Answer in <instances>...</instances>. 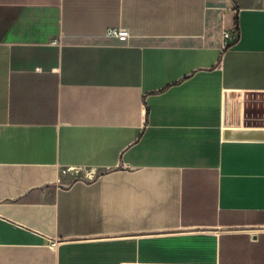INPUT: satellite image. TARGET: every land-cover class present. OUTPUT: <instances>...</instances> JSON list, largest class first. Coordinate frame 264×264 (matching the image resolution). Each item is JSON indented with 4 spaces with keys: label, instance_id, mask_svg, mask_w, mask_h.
<instances>
[{
    "label": "crops",
    "instance_id": "obj_1",
    "mask_svg": "<svg viewBox=\"0 0 264 264\" xmlns=\"http://www.w3.org/2000/svg\"><path fill=\"white\" fill-rule=\"evenodd\" d=\"M262 132L264 0H0V264H264Z\"/></svg>",
    "mask_w": 264,
    "mask_h": 264
},
{
    "label": "built area",
    "instance_id": "obj_2",
    "mask_svg": "<svg viewBox=\"0 0 264 264\" xmlns=\"http://www.w3.org/2000/svg\"><path fill=\"white\" fill-rule=\"evenodd\" d=\"M106 36L115 38L119 41H126L129 39L130 34L126 29L122 28H111L106 32ZM239 33L237 27H234L231 30H226L223 32V39H224V47H227L230 43L236 41L238 39ZM58 39H53L51 41L52 44L56 45L59 44ZM52 247L56 246V242L51 244Z\"/></svg>",
    "mask_w": 264,
    "mask_h": 264
},
{
    "label": "rangeland",
    "instance_id": "obj_3",
    "mask_svg": "<svg viewBox=\"0 0 264 264\" xmlns=\"http://www.w3.org/2000/svg\"><path fill=\"white\" fill-rule=\"evenodd\" d=\"M226 103L228 108H232L233 109V113L236 111V113H234L235 115L233 117H228V122H236L238 120V112L240 110V104H241V95L239 94H230L226 97Z\"/></svg>",
    "mask_w": 264,
    "mask_h": 264
},
{
    "label": "water",
    "instance_id": "obj_4",
    "mask_svg": "<svg viewBox=\"0 0 264 264\" xmlns=\"http://www.w3.org/2000/svg\"><path fill=\"white\" fill-rule=\"evenodd\" d=\"M263 134H264V132H262ZM260 138H262V137H260Z\"/></svg>",
    "mask_w": 264,
    "mask_h": 264
}]
</instances>
